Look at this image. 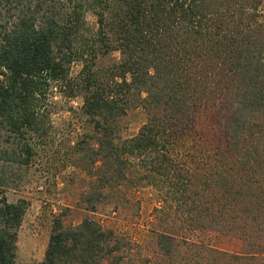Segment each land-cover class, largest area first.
<instances>
[{
    "label": "trees",
    "instance_id": "obj_1",
    "mask_svg": "<svg viewBox=\"0 0 264 264\" xmlns=\"http://www.w3.org/2000/svg\"><path fill=\"white\" fill-rule=\"evenodd\" d=\"M116 49L120 62L95 71L97 56ZM74 62L81 65L72 77ZM50 81L81 93L104 167L101 188L133 184L128 174L141 172L137 178L159 181L172 195L165 219H182L191 231L234 232L249 250L208 258L203 245L162 230L156 244L166 257L181 255L178 264H264V0H0V264H14L29 205L9 201L6 186L31 165L34 144L47 133ZM136 95L166 113L121 139L118 120ZM212 97L226 112V142L214 150L216 168L200 174L173 142ZM100 187L88 203L100 201ZM128 243L88 216L71 227L57 216L36 264H123Z\"/></svg>",
    "mask_w": 264,
    "mask_h": 264
},
{
    "label": "rangeland",
    "instance_id": "obj_2",
    "mask_svg": "<svg viewBox=\"0 0 264 264\" xmlns=\"http://www.w3.org/2000/svg\"><path fill=\"white\" fill-rule=\"evenodd\" d=\"M85 17L90 26H96V17L91 11ZM121 59L117 49L98 55L94 70ZM80 65L79 62L71 65L70 76L77 74ZM137 97L131 98L126 113L118 120L117 134L121 139L136 134L152 115L166 113L162 106ZM140 97H145V93ZM213 99L208 98L203 103L195 114V122L184 136H178L173 142L176 153L187 160L191 170L200 174L216 168L218 156H214V150L226 142L222 125L226 112L220 110V102L215 103ZM82 103L80 92L71 93L67 84L50 81L43 117L47 133L36 140L31 165L16 170L5 190L9 201L25 198L29 202L17 231L14 264H36L43 259L53 219L57 216L68 227L88 216L130 242L123 264H178L181 255L166 257L156 244V234L162 230L203 245L208 258L215 251L229 254L249 251L245 240L234 232L191 231L182 219H165L163 211L171 207L174 210L172 195L159 181L137 178L143 174L141 172L128 174L133 184L110 182L101 188L98 171H103L104 167L102 159L95 157L93 152L97 146L92 135L93 126L82 111ZM131 160L134 161L133 170L141 171L137 159ZM99 187L103 197L88 203L90 193ZM90 205L95 206L94 211ZM183 258L186 262L185 256ZM103 264L110 263L104 261Z\"/></svg>",
    "mask_w": 264,
    "mask_h": 264
}]
</instances>
